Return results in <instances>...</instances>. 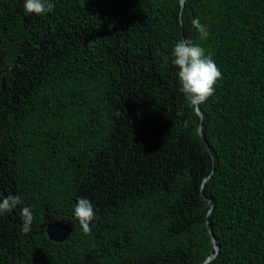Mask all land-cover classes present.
Wrapping results in <instances>:
<instances>
[{
    "label": "trees",
    "instance_id": "16d2710c",
    "mask_svg": "<svg viewBox=\"0 0 264 264\" xmlns=\"http://www.w3.org/2000/svg\"><path fill=\"white\" fill-rule=\"evenodd\" d=\"M50 2L0 0V201L21 197L0 264H203L212 239L205 264H264V0ZM182 39L223 76L200 115L171 63Z\"/></svg>",
    "mask_w": 264,
    "mask_h": 264
},
{
    "label": "clouds",
    "instance_id": "9594fccd",
    "mask_svg": "<svg viewBox=\"0 0 264 264\" xmlns=\"http://www.w3.org/2000/svg\"><path fill=\"white\" fill-rule=\"evenodd\" d=\"M24 12L28 15L41 16L51 12L54 4L50 0H24ZM201 41L207 40L209 31L200 19L191 20ZM172 65L177 69L178 90L183 94L186 102L194 110L205 104L215 95L216 86L223 79L222 72L217 66L210 52L191 39L179 40L171 53ZM21 204L19 195H8L0 201V215L11 212ZM22 219L21 231L25 234L32 229L34 215L30 207H23L20 211ZM73 216L78 221L84 234L91 233V223L96 219L94 207L90 200L78 197L74 206Z\"/></svg>",
    "mask_w": 264,
    "mask_h": 264
},
{
    "label": "water",
    "instance_id": "95a60500",
    "mask_svg": "<svg viewBox=\"0 0 264 264\" xmlns=\"http://www.w3.org/2000/svg\"><path fill=\"white\" fill-rule=\"evenodd\" d=\"M195 111L198 115H200L199 110H195ZM69 232H70V229L61 223L50 224L45 229V233H46L47 238L54 243H60V242L64 241L68 237ZM211 238H212V235H211ZM212 243H213L214 253H212L204 261L203 264H205L210 258L214 257L217 250H218V247L215 244L213 239H212Z\"/></svg>",
    "mask_w": 264,
    "mask_h": 264
}]
</instances>
